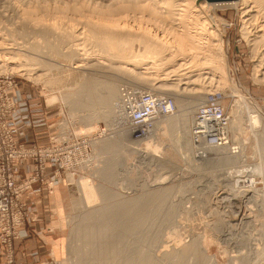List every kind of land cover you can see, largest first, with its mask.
Wrapping results in <instances>:
<instances>
[{
	"label": "rangeland",
	"instance_id": "374dc122",
	"mask_svg": "<svg viewBox=\"0 0 264 264\" xmlns=\"http://www.w3.org/2000/svg\"><path fill=\"white\" fill-rule=\"evenodd\" d=\"M152 1L0 0V106H7L5 113L0 112V138L10 132L15 150L28 153V157L12 163L16 180L27 187L18 195L20 214L15 235L8 244H3L0 236L6 264H16L14 242L32 218L24 199L26 193L38 181L49 186L47 164L57 166L62 174V225L59 230L57 222L51 223L49 230H56L59 246L54 255L39 264H84L81 257L87 248L76 233L81 219L93 217L96 221L101 208L128 201L139 202L134 206L148 210L140 215L144 217L140 228L128 236L136 264L137 258L142 259L140 254L146 260L151 259L149 256L157 259L154 264H264V43L257 38L264 29V8L262 11L253 0L248 7L234 1L212 5L205 0H178L175 7L182 13L178 19L185 21L203 44L191 52L190 45L180 46L183 33L179 23L163 24L150 16L147 6ZM161 1L157 2L159 11H166ZM28 11L32 16L26 14ZM211 17L221 19L219 37L215 36ZM39 30L43 31L37 34ZM212 42L221 44L223 53L210 62L206 49L213 46ZM70 51L75 53L72 60L65 57ZM74 63L81 64L80 69H75ZM77 71L79 74H73ZM142 78L149 91L174 100L170 94L182 95L190 102L195 90L202 91L203 96L214 91L224 93L223 106L230 126L228 150L223 152L233 155L237 162L211 164L208 160L217 156L216 149L200 156L203 151H198L201 148L193 141L192 160H188L176 143L179 132L162 124L164 116L157 117L149 136L136 138L125 114L120 113L119 98L106 108L74 109L69 104L72 100L86 102L89 94L80 92L84 82L94 81L98 88L92 86L90 94L106 95L103 84L110 82L119 95L127 88L148 91L135 85V79ZM164 82L172 84L165 94L158 90ZM19 88L28 100L27 107L33 110L32 117L41 125L50 123L52 132L42 144L28 145L16 139L12 116L17 104L12 93ZM247 99L250 107L241 110ZM188 102L185 107H189ZM202 103L189 113L188 125ZM240 111L245 123L242 132H237L232 122ZM105 112L111 115H101ZM248 112L262 119L257 124L254 118L256 130H251ZM25 162L34 167L27 178L18 172L19 164ZM85 181L90 185V201L79 187ZM98 189L112 196L108 202L95 194ZM187 246L195 250L192 247L189 253ZM182 255L185 262L178 260Z\"/></svg>",
	"mask_w": 264,
	"mask_h": 264
},
{
	"label": "bare ground",
	"instance_id": "6f19581e",
	"mask_svg": "<svg viewBox=\"0 0 264 264\" xmlns=\"http://www.w3.org/2000/svg\"><path fill=\"white\" fill-rule=\"evenodd\" d=\"M152 1V0H151ZM161 1V0H160ZM178 0H162L161 1V3H163V5H164V9H166V11H159V6L157 5V4H159V3H157L158 2V0L155 2L154 1V3H153V1L151 2V4L149 5V6H147L148 8H149V11L151 12V15L150 16H153V18L155 19V20H157L158 22H161V23H163L164 24V22H170V23H179L178 24V26H180L179 28H182V29H179L180 31H181V33H183V35H181L182 36V41H181V39L179 38V43H182V44H180V46L181 45H190L191 46V48H189L188 47V49H190V51L192 52V50H194V49H199V48H201V44L202 43H200V42H198V40L197 39H195L196 38V36H194V34L192 33V30L190 29V27H188L187 25H184L185 23V21H180V19H178V18H180V17H182L181 16V14L180 13H178V9H176L177 7H175V3L177 2ZM190 1V0H189ZM188 1V2H189ZM194 1V0H193ZM178 2H180V1H178ZM234 2H240V4H244V5H246L247 7H248V3L250 4V2H252V0H236V1H234ZM253 2L255 3L256 2V4L258 3L259 5H261V6H259V7H262L261 8V10L264 8V0H253ZM253 2H252V4H253ZM192 3V2H191ZM204 3H207V4H212V5H214V4H221V3H225V2H209L208 0H205L204 1ZM227 3V2H226ZM233 3V2H232ZM179 5V4H178ZM194 5V4H193ZM193 5H192V7H193ZM190 6V5H189ZM257 6V5H256ZM256 6H255V8H256ZM146 7V6H145ZM181 7V6H180ZM252 7V6H251ZM259 7H257V8H259ZM147 8V9H148ZM161 8V7H160ZM146 9V10H147ZM162 9V8H161ZM181 9V8H180ZM252 9V8H251ZM257 10V9H256ZM259 10V9H258ZM260 11V10H259ZM263 11V10H262ZM254 12V11H253ZM257 12V11H256ZM255 12V13H256ZM27 15H29V17H30V12L28 11L27 13H26ZM34 14V13H33ZM150 14V13H149ZM258 14H261V11H260V13H258ZM187 15V14H186ZM185 15V16H186ZM32 16V15H31ZM191 17V16H190ZM27 20H29V19H27ZM211 22H212V24L214 25V29H216L215 31H216V35L215 36H218L219 37V35L221 34V30L219 29L220 28V24H221V19H220V17H218L217 19L216 18H214V17H211L210 19H209ZM34 21V20H33ZM40 21V20H39ZM188 22V21H187ZM31 23V22H30ZM174 26V25H173ZM171 27V26H170ZM264 27V26H263ZM34 28V27H33ZM36 30V29H35ZM35 30H32V31H35ZM45 30V29H44ZM47 30V29H46ZM101 30V29H100ZM178 30V31H179ZM40 31L41 30H39V32L37 33V34H40ZM43 31V30H42ZM42 31H41V33H42ZM27 32V31H26ZM25 32V33H26ZM92 32V31H91ZM105 32V31H104ZM214 32V31H213ZM22 33H24V32H22ZM21 33V34H22ZM28 33V32H27ZM26 33V34H27ZM30 33V32H29ZM32 33V32H31ZM44 33H46V32H44ZM48 33V32H47ZM215 33V32H214ZM25 34V35H26ZM36 34V33H35ZM258 34L259 35H257V38H259L260 39V42L259 43H264V29H260V31L258 32ZM22 35H24V34H22ZM32 35H34V33L32 34ZM42 35V34H41ZM196 35V34H195ZM244 35H245V33H244ZM43 36V35H42ZM44 36H45V34H44ZM43 36V37H44ZM176 36V35H175ZM40 37V36H39ZM184 37V38H183ZM218 37H217V39H218ZM58 38V37H57ZM64 39V38H63ZM102 39V38H101ZM177 39H178V37H177ZM208 39V38H207ZM95 40H96V38H95ZM261 40L263 41V42H261ZM99 41H101V40H99ZM99 41H95V43L96 42H98L97 43V45L98 44H100L99 43ZM178 41V40H177ZM209 41V40H208ZM218 41V40H217ZM48 42V41H47ZM56 42H58V41H56ZM66 42L64 41L63 42V44H65ZM46 44V43H45ZM101 44H102V41H101ZM204 44H206V43H204ZM208 44V43H207ZM206 44V45H207ZM211 44H213V42L211 43ZM1 45V44H0ZM50 45H51V43H50ZM60 45V44H59ZM203 45V44H202ZM205 45V46H206ZM210 45V44H209ZM262 45V44H261ZM40 46H42V45H40ZM55 46V45H54ZM53 46V47H54ZM205 46H204V49H206L205 48ZM211 46V45H210ZM264 46V45H263ZM37 47V46H36ZM49 47V46H48ZM51 47V46H50ZM1 48V47H0ZM40 48V47H39ZM52 48V47H51ZM62 48V47H61ZM110 48V47H109ZM179 48H181V47H179ZM186 48V47H185ZM202 48H203V46H202ZM208 48H210L209 50L208 49H206L207 50V52H208V55L206 54V53H204V49L202 50L203 52L202 53H204V54H206V56L208 57V59L210 60V62H212L211 60L213 59V60H215V59H218L221 55H222V53H223V49H222V46H221V44H219L218 42L216 43V44H213V46H211V47H209L208 46ZM49 49V48H48ZM55 49H57V48H55ZM60 49V48H59ZM163 49V48H162ZM198 49L196 50V51H198ZM264 49V48H263ZM42 50H43V48H42ZM53 50V49H52ZM58 50V49H57ZM180 50V49H179ZM182 50V49H181ZM201 50V49H200ZM205 50V51H206ZM50 51V50H49ZM56 51V50H55ZM189 50H188V52H190ZM59 50H58V53H57V51H56V53L57 54H59ZM171 53V52H170ZM200 53V52H199ZM13 54V53H12ZM197 54V53H196ZM201 54V53H200ZM203 54V55H204ZM259 54V53H258ZM73 56H75V53L73 52V51H70L65 57H67V58H70L71 59V57H73ZM261 60L262 61H264V53L263 54H261ZM14 57V56H13ZM206 57V58H207ZM59 58H61V57H59ZM66 58V59H67ZM205 58V59H206ZM66 59H64V60H66ZM72 60V59H71ZM203 60V59H202ZM262 61H261V63H262ZM53 62H55V61H53ZM71 63V62H70ZM29 64V63H28ZM46 64H48V63H46ZM74 65H75V69H80V67H81V64H79V63H74ZM68 66V65H67ZM22 67V66H21ZM70 67V66H69ZM134 67H135V65H134ZM141 67V66H140ZM137 67H135V69H136ZM42 69V68H41ZM69 69H71V68H69ZM148 69V68H147ZM35 70V69H34ZM63 70V69H62ZM67 70H68V68H67ZM94 70V69H93ZM24 71V70H23ZM28 71V70H27ZM27 71H25V72H27ZM45 71V70H44ZM59 71V70H58ZM75 71V70H74ZM54 72V71H53ZM65 72H66V70H65ZM82 72V71H81ZM132 72V71H131ZM135 72H137V71H135ZM144 72V71H143ZM147 72V71H146ZM60 73H62V71L60 72ZM64 73V72H63ZM73 74H75V75H77V74H79V72L77 71V72H73ZM141 74V73H140ZM149 74V73H148ZM209 74V73H208ZM57 75V74H56ZM69 75V74H68ZM86 75V74H85ZM145 75V74H144ZM59 76V75H58ZM137 76V75H136ZM136 78V77H135ZM138 78H141V77H138ZM71 79V78H70ZM139 80H141V79H139ZM139 80L137 79V82H136V79H135V85L136 86H138V87H142V88H145V89H148V91H149V87H147L145 84H142V83H144L143 82V80L145 81V79H143L142 78V80L139 82ZM91 81V80H90ZM94 82V81H93ZM93 82L91 81V82H84V84H82V85H80V87H81V89H80V92H86V93H88L89 95H87L88 96V99L86 100V102L83 104H81L79 101L77 102V101H75V100H72L69 104L70 105H72L71 107H74V109L75 108H80V107H93V106H96L97 107V105L98 106H102L103 108L105 107H111V105H114V104H112V103H115V101L117 100V98H119V100L121 101L122 100V97H121V94H119L120 95V97H119V95H117V89H116V86H113V84H111L110 82H106V83H104L103 84V86H105V88H107L106 89V91H107V93H106V95H97V94H95V95H97V97L95 96V95H93V94H90L91 92L90 91H92L91 90V87L93 86L95 89H96V86L95 85H93ZM78 83V82H77ZM101 83V82H100ZM99 84V83H98ZM97 84V86H99ZM219 84V83H218ZM102 85V84H101ZM145 85V86H144ZM171 85L172 84H170L169 85V83H161V85L160 86H158V90L160 89L161 91H162V93H166L165 92V90H166V87L167 86H170L171 87ZM174 85V84H173ZM78 86V85H77ZM176 86H178L177 84H176ZM75 87V86H74ZM101 87V86H100ZM172 87H175V85L174 86H172ZM104 88V89H105ZM142 88H140L141 90H143ZM153 88V87H152ZM176 88V87H175ZM138 89V88H137ZM151 89V88H150ZM182 89V88H181ZM181 89H179L181 92H182V90ZM96 90H98V88L96 89ZM152 90V89H151ZM174 90V89H173ZM176 90H177V88H176ZM194 90V89H193ZM78 91V90H77ZM95 91V90H94ZM186 91V90H185ZM189 91V90H188ZM151 92H154V90L153 91H151ZM172 92V91H171ZM177 92V91H176ZM193 92V91H192ZM94 93V92H93ZM98 93V92H97ZM120 93V92H119ZM156 93V92H155ZM183 93H184V90H183ZM195 94H194V97H193V99L190 101V102H188L187 101V99H185V97H182V95L180 96L179 94L178 95H176V94H170V95H173L174 96V98H175V100L174 101H176V105H177V112H176V114L175 115H169V116H164L165 118H164V120L162 121V124H164V126L166 127V128H168L169 130H171V131H178L179 132V136H178V138H177V141H176V143H177V146L179 147V148H181L182 150H184L185 152H183V153H185V155L186 156H188V160H192L191 159V154H192V151H193V148H192V137H191V127H192V123H193V121H194V118L192 119V121L190 122V125H188L189 124V119H188V116H189V113L192 111V109L193 108H195V106L197 105V104H199L200 102H202V100L204 101V99H203V97L205 98V96H203V94H202V91H197L196 92V90H195V92H194ZM76 94H78L79 95V93H76ZM81 95H82V93H81ZM192 95H193V93H192ZM87 96H86V94L84 95V97H86L87 98ZM75 97H78V96H75ZM82 97V96H81ZM83 97V98H84ZM85 98V99H86ZM242 98V97H241ZM78 99H80L79 97L78 98H76V100H78ZM81 101H83V99L81 100ZM185 101H187L188 102V106L189 107H185V105H187V102H185ZM243 101H245V98L243 99ZM243 101H242V103H243ZM247 101H248V99H247ZM249 102V101H248ZM247 102V104L245 105V107L243 106L242 108H241V110H244V109H247V108H249L250 107V102L248 103ZM116 103H117V101H116ZM186 103V104H185ZM189 103H190V105H189ZM101 107V108H102ZM240 107V106H239ZM252 107V106H251ZM197 108V107H196ZM81 109V108H80ZM84 109V108H83ZM91 110V109H90ZM102 110V109H101ZM250 110V109H249ZM103 111V110H102ZM120 111V110H119ZM117 112V111H116ZM251 112V111H250ZM108 113V112H107ZM107 113L105 112L104 114H101V115H104V117H106L107 116ZM120 113H121V115H124V111H123V107H122V101H121V111H120ZM252 113V112H251ZM94 114V113H93ZM117 114H119V113H117ZM250 113L248 112V115H249ZM97 115H99V114H97ZM109 115H111L110 113H108V117H109ZM115 115V114H114ZM120 115V114H119ZM120 115V116H121ZM243 114H242V111H240V112H238L237 113V115L235 116V119L233 120V122H232V127H233V129H235L237 132L238 131H240V132H242V130H243V124H242V118H243V116H242ZM90 116V115H89ZM250 116V115H249ZM254 116V115H253ZM256 117H252V116H250L249 118H248V120H249V123H250V127H251V130H256L255 129V126H254V118H256V123L257 124H260L261 123V120H260V118H259V116L258 115H255ZM107 117V118H108ZM92 117H90V119H91ZM121 118V117H120ZM245 118V117H244ZM94 119V118H93ZM92 119V120H93ZM122 119H124V117H122L121 118V120ZM87 120V119H86ZM125 120V119H124ZM123 121V120H122ZM246 121V120H245ZM107 122V121H106ZM114 122V121H113ZM243 123H245V122H243ZM123 128V127H122ZM159 128V127H158ZM245 128V127H244ZM245 131V130H244ZM178 135V134H177ZM176 135V136H177ZM118 139V138H117ZM255 139V138H254ZM156 140V139H155ZM256 140V139H255ZM110 141V140H109ZM113 144H121V141L119 142V143H114V141H113ZM107 147H109V142H108V144H107ZM178 148V149H179ZM228 148V146H225V147H222V148H212L211 146H206V149H203V153L202 154H204V150H205V152H206V150L209 152V149H211V150H213V149H216V150H213L214 152L216 151L217 153H216V157H214V158H212V159H209L208 161H209V163H221V162H227V163H233L234 161H236V159L233 157V155L232 156H228L226 153H224L223 152V150H228L227 149ZM180 149V150H181ZM195 149V148H194ZM139 150H141V149H139ZM181 150V151H182ZM202 150V149H201ZM133 151V150H132ZM135 151V150H134ZM186 152H188V153H186ZM140 153H141V151H140ZM141 155H142V153H141ZM200 156H201V153H200ZM203 156V155H202ZM236 157V156H235ZM185 158V157H184ZM187 158V157H186ZM237 158V157H236ZM237 162V161H236ZM236 162H234V163H236ZM103 168V167H102ZM105 168H107V167H105ZM116 169V168H115ZM103 171H104V169H103ZM101 173V172H100ZM118 183V182H117ZM88 182L87 181H85V182H82V187L79 185V187H80V189L82 190V192L85 194V196H86V199L87 200H89L90 201V199L92 198L93 199V197H89V195H88V190H89V188H88V186L90 187V185H88ZM95 189V188H94ZM89 191H91V190H89ZM96 191H99V189L98 190H96ZM99 193V194H98ZM108 193V192H107ZM105 191H102V190H100L99 192H95V194H97L99 197H100V200H102L104 203L105 202H108L109 200V198H111L112 196L111 195H109V194H107ZM82 194V193H81ZM88 195V196H87ZM160 195V194H159ZM159 195H157V196H159ZM163 195V194H162ZM165 195V194H164ZM163 195V196H164ZM156 196V198H158ZM148 197V196H147ZM153 197V196H152ZM162 196H160V198H161ZM166 197V196H165ZM114 199V198H113ZM148 199H149V197H148ZM148 199H146V200H148ZM152 199V198H151ZM150 200V199H149ZM152 200H154V198L152 199ZM162 200V199H161ZM155 201V200H154ZM134 205H140V203L139 202H133V201H128V202H122V203H119V204H110V205H106L105 207H103V208H101L100 209V211H98L99 212V215H97L98 216V219L96 218L95 220L96 221H93V217H86V218H82L81 219V223L78 225V231L76 232L78 235H80V237H81V241L83 242V245L85 246V248L84 249H86L87 251H86V254L85 255H83L82 257H81V263H84V264H90L92 261H94V262H97V263H103V264H136V262L134 261V257L132 256V255H134V254H132V253H134V252H132L130 249H129V243H128V236H130L131 234H134L139 228H140V226L142 225V221L144 220V217L143 216H140L141 214H144V213H146L148 210H146V209H142V208H140L139 206H134ZM85 209V208H84ZM99 209V208H98ZM94 211V210H93ZM91 212H92V210H91ZM90 212V213H91ZM92 214V213H91ZM90 214V215H91ZM90 215H88V216H90ZM94 215V214H93ZM95 215H96V213H95ZM96 217V216H95ZM93 218V219H92ZM76 236V235H75ZM79 237V238H80ZM132 237V236H131ZM197 242V241H196ZM196 245V243H194V246ZM194 246H192L193 247V249L195 250V248H194ZM118 247H121V248H118ZM192 247H188L187 246V248H189V249H187V252L189 251V253H190V251H193L192 250ZM197 248V247H196ZM185 249V250H186ZM191 249V250H190ZM80 252V251H79ZM132 252V253H131ZM181 252V251H180ZM182 252H184V250L182 251ZM187 252H185L186 254H188ZM82 253V252H81ZM176 253V252H175ZM74 254V253H73ZM182 253H180V255H181ZM137 255H139V253L137 254ZM142 254H140V257H142V259L140 260L139 258H137L138 260H136L139 264H151V263H153L154 261H156L157 259H154V261H153V259H152V256H149V257H151V259H152V261H151V259H148V260H146V259H144V257L143 256H141ZM183 255H184V253H183ZM182 255V256H183ZM189 255V254H188ZM188 255H187V257H188ZM177 256V255H176ZM190 257H191V254L189 255ZM192 256H194V255H192ZM137 257H139V256H137ZM185 256H183V257H177L178 258V260L181 258H184ZM186 257V259H190V258H187ZM202 257V256H201ZM155 258V257H154ZM78 259V258H77ZM197 259V258H196ZM90 260V261H89ZM168 260V259H167ZM183 261H184V259H182ZM182 260H180L181 262H182ZM159 261V260H158ZM170 261V260H169ZM186 261V260H185ZM184 261V262H185ZM80 263V262H79ZM99 263V264H100ZM137 263V264H138ZM156 263H158V262H155V264ZM154 264V263H153ZM168 264H170V263H168ZM173 264V263H172Z\"/></svg>",
	"mask_w": 264,
	"mask_h": 264
},
{
	"label": "built area",
	"instance_id": "2783aa9c",
	"mask_svg": "<svg viewBox=\"0 0 264 264\" xmlns=\"http://www.w3.org/2000/svg\"><path fill=\"white\" fill-rule=\"evenodd\" d=\"M6 88L5 92L7 93ZM122 107L131 127L132 135L136 138L149 136L154 121L158 116H169L176 112L174 99L158 96L151 91H133L130 88L121 91ZM224 93L220 91L209 92L203 103L197 108L191 128L193 144L203 151L206 146L222 148L228 146V129L230 120L225 112L223 103ZM7 111V106H0V112ZM0 123V128H1ZM5 147V149L3 148ZM203 153V152H202ZM204 155L206 152L204 150ZM24 150H15L14 143L7 132L0 138V236L3 244L11 242L19 227L17 201L23 187L15 178L13 162L22 157H28Z\"/></svg>",
	"mask_w": 264,
	"mask_h": 264
},
{
	"label": "crops",
	"instance_id": "0c3cea01",
	"mask_svg": "<svg viewBox=\"0 0 264 264\" xmlns=\"http://www.w3.org/2000/svg\"><path fill=\"white\" fill-rule=\"evenodd\" d=\"M12 98L17 104L12 116V123L16 130V139L24 144H42L43 139L49 137L52 132L50 123L39 124L32 117L33 110L29 109L28 100L23 96V90L17 89L12 93ZM47 140V139H46ZM19 174L30 177L34 172L31 162H25L18 166ZM49 186L41 181L35 182L25 195V202L31 214V219L21 228L19 238L14 242V259L16 264H39L47 256L55 254L59 246V239L55 237L56 230H49L53 221L57 222L60 230L62 225V174L57 166L47 164L45 170ZM52 196L50 195V192ZM56 228V227H55ZM2 246L0 244V264L4 262Z\"/></svg>",
	"mask_w": 264,
	"mask_h": 264
},
{
	"label": "water",
	"instance_id": "95a60500",
	"mask_svg": "<svg viewBox=\"0 0 264 264\" xmlns=\"http://www.w3.org/2000/svg\"><path fill=\"white\" fill-rule=\"evenodd\" d=\"M209 2H233L236 0H208Z\"/></svg>",
	"mask_w": 264,
	"mask_h": 264
}]
</instances>
